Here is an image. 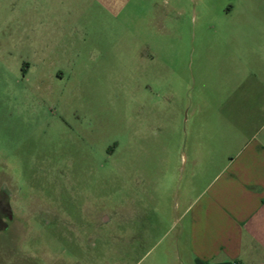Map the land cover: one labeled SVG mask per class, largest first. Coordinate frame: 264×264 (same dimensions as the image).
<instances>
[{
  "label": "rangeland",
  "instance_id": "rangeland-1",
  "mask_svg": "<svg viewBox=\"0 0 264 264\" xmlns=\"http://www.w3.org/2000/svg\"><path fill=\"white\" fill-rule=\"evenodd\" d=\"M181 2L0 0V247L21 264H179L229 58L264 59V0Z\"/></svg>",
  "mask_w": 264,
  "mask_h": 264
},
{
  "label": "crops",
  "instance_id": "crops-1",
  "mask_svg": "<svg viewBox=\"0 0 264 264\" xmlns=\"http://www.w3.org/2000/svg\"><path fill=\"white\" fill-rule=\"evenodd\" d=\"M181 1L170 0L172 10ZM192 1L195 8L207 5V0ZM233 11L232 4L222 9ZM229 61L239 64L229 66L234 70L216 106L220 118L212 120L208 136L213 176L199 194L177 205L179 264H264V59ZM10 215L0 214V233L9 227ZM4 247L0 264H21L15 238L7 252Z\"/></svg>",
  "mask_w": 264,
  "mask_h": 264
}]
</instances>
